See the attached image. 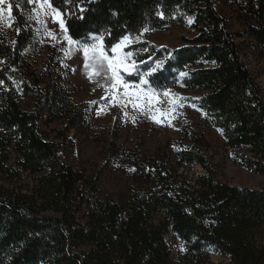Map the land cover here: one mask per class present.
Listing matches in <instances>:
<instances>
[{
	"label": "trees",
	"instance_id": "trees-1",
	"mask_svg": "<svg viewBox=\"0 0 264 264\" xmlns=\"http://www.w3.org/2000/svg\"><path fill=\"white\" fill-rule=\"evenodd\" d=\"M220 0H51L75 41L102 37L105 51L122 36L187 27L195 32L178 49L151 48L142 61H158L148 76L155 92L203 93L193 104L224 132L227 147L246 150L248 170L264 177V97L245 64L237 37L264 48V0L244 5L257 25L234 34L217 7ZM12 40L0 29V264H209L221 255L228 264H264V186L243 188L215 179L203 135L185 133L173 151L135 161L143 186L127 201L101 200L99 183L67 166L60 144L48 141L39 118L25 112L20 91L35 94L22 64L33 43L29 18L34 0H6ZM239 35V36H238ZM141 61V62H142ZM147 72L148 67L141 66ZM141 74L128 76L139 82ZM35 79V78H34ZM39 85L40 80H34ZM20 86V91L16 87ZM50 121L64 117L74 128L84 107L65 92L49 103ZM201 167L199 175L186 170ZM181 170H184L181 172ZM25 176L32 185H20ZM168 236L183 249L175 256ZM178 258V261L176 262Z\"/></svg>",
	"mask_w": 264,
	"mask_h": 264
},
{
	"label": "rangeland",
	"instance_id": "rangeland-1",
	"mask_svg": "<svg viewBox=\"0 0 264 264\" xmlns=\"http://www.w3.org/2000/svg\"><path fill=\"white\" fill-rule=\"evenodd\" d=\"M247 1L217 2L219 11L228 19L230 29L236 35L243 33L250 25H257V21L252 20L244 8ZM4 5H0L4 9L0 13L3 17L0 29L12 40L11 16ZM34 8L36 11H29V18L35 23L36 30L33 43L24 53L22 70L28 83L37 92L25 95L16 84L20 91V105L25 112L39 118L38 127L48 141L60 144L62 160L67 166L86 171L96 179L101 188L97 196L99 199L116 202L129 200L132 193L143 186L135 161L155 157L159 151H173L182 142L186 148L189 144L185 141L184 134L187 132L203 135L209 140L211 148L206 154L210 163L217 166L214 175L216 180L243 188L258 189L264 186L263 176L241 164L242 156L249 153L246 150L228 148L223 130L211 126L201 110L193 104L202 98L203 93L193 94L179 88L155 92L149 82L147 85L140 84L141 79H148L147 73L151 69L156 68L157 71L161 67L158 61H142V55L148 54L151 48L183 47L185 38L195 36L190 28L191 21L187 27L148 30L142 36H131L133 39L128 46L118 50L121 56L130 52L128 63L135 64L130 72L127 68L121 69L120 84L127 85L125 88L113 86L114 81L106 64L103 67L97 64L98 74H94L91 79L87 75L82 46L99 47L100 43L94 39L72 40L65 26H60L62 16L56 18L48 7L39 8L35 0ZM236 41L242 58L262 88L264 97V48L243 36L237 37ZM89 62L92 63L91 53ZM142 65L149 68L147 72L141 70ZM139 73V82L125 79ZM34 78L40 80L39 85L35 84ZM2 88L5 86L0 82V89ZM63 92L75 105L84 107L85 120L79 128H74L61 116L50 121L52 113L49 103ZM142 92L155 94L156 102L151 106L133 107L136 94ZM130 98L133 102H130ZM203 172L198 166L186 170L185 175L197 176ZM33 180V177L25 176L20 185H32ZM1 185L11 186L0 175ZM168 242L174 249V255L179 257L184 249L180 241L168 236ZM209 264H228V261L213 253Z\"/></svg>",
	"mask_w": 264,
	"mask_h": 264
},
{
	"label": "snow or ice",
	"instance_id": "snow-or-ice-1",
	"mask_svg": "<svg viewBox=\"0 0 264 264\" xmlns=\"http://www.w3.org/2000/svg\"><path fill=\"white\" fill-rule=\"evenodd\" d=\"M6 0H0V5L5 4ZM33 0H29V3H32ZM36 5H38L39 8L43 9L45 7H48L51 9V11L53 12V14L55 15L56 18H59L60 16H62V13L56 9L52 3L51 0H35ZM4 9L2 7H0V13H3ZM33 11H36V9L34 8ZM3 17L0 16V20H2ZM60 26L61 28L64 27V23L63 20H60ZM148 31L147 28H145L140 35H143V32ZM94 40H96L98 43H100L99 47L96 46H82V52L85 58V64H84V68L86 70L87 75L89 76V78L91 79V77L94 74H98L96 72V65L99 64L101 67H103L105 64L107 65V68L110 70L111 72V78L114 81V87L115 86H121V87H127V85H121L120 84V78L122 75V68H127L130 71H132L135 68V64L128 63V58L131 56V53H127L123 56H121L119 54V49L122 47H127L129 42L133 39V37H131L130 35H125L122 36L120 38V40L111 45V52L112 55L109 56L107 54V52L105 51V48L102 44V37H94ZM69 43H72L71 40H69ZM91 53V60L92 63L89 62V55ZM159 67V64H157V68ZM156 71V68L151 69L147 75H152L153 72ZM148 81L146 79H141L140 80V84H144L147 85ZM168 93H165V95H167ZM130 102H133L130 98ZM154 102H156L155 100V94L153 95H149L148 92H142V93H138L136 94V99L135 102H133V107H142V106H151ZM155 118V117H153Z\"/></svg>",
	"mask_w": 264,
	"mask_h": 264
}]
</instances>
